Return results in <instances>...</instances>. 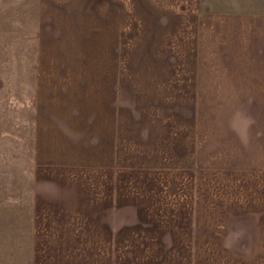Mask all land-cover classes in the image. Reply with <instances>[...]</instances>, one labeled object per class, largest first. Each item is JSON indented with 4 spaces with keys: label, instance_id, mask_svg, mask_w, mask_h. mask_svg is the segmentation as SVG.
<instances>
[{
    "label": "crops",
    "instance_id": "obj_1",
    "mask_svg": "<svg viewBox=\"0 0 264 264\" xmlns=\"http://www.w3.org/2000/svg\"><path fill=\"white\" fill-rule=\"evenodd\" d=\"M155 1L129 21L105 0L119 11L98 22L91 0H37L34 163L7 264H264V14L208 22L190 0L200 16L177 27ZM99 26L114 46L135 31L142 63L91 65Z\"/></svg>",
    "mask_w": 264,
    "mask_h": 264
},
{
    "label": "rangeland",
    "instance_id": "obj_2",
    "mask_svg": "<svg viewBox=\"0 0 264 264\" xmlns=\"http://www.w3.org/2000/svg\"><path fill=\"white\" fill-rule=\"evenodd\" d=\"M134 1L136 0H128L129 8L125 10L129 21L138 15L134 4L141 0L133 3ZM143 1L152 2V0ZM155 2L163 6V10H166L167 6L175 10L177 27L178 23L183 24L184 14L189 16L191 12H196V16H200V8L191 9L190 0H156ZM92 3L96 5L91 8L96 21L102 22L104 13L111 9L104 8L105 0H91ZM205 4L208 22L216 15L226 12L264 14V0H202V16L205 12L203 8ZM37 5V0H0V264H7L8 261L7 228L9 222L13 221L14 207H24L29 203L27 196L30 186L29 171L34 163L31 148L38 107L36 101L38 81L35 71L38 63ZM149 10L151 12V9ZM102 27L99 26L100 33L91 34V65L142 63L135 31H128L127 38L121 42L117 41V45L114 46L112 41H104ZM124 27L121 26L123 35L126 32ZM129 27L126 30H130ZM43 52L47 60L49 55L47 52L51 53V50L44 49ZM208 53L209 63L216 64L215 48L209 47ZM222 53L220 49L217 62L219 64L223 63ZM184 55L177 50V64L184 63ZM238 56L239 66L242 52ZM239 107L241 112L253 111L251 106ZM215 109L216 106H208L209 128H211L209 133L215 132L214 128L217 127L215 125L217 122L213 118Z\"/></svg>",
    "mask_w": 264,
    "mask_h": 264
}]
</instances>
